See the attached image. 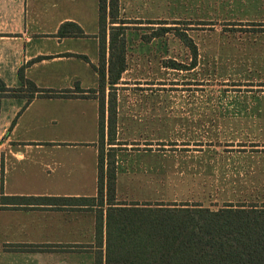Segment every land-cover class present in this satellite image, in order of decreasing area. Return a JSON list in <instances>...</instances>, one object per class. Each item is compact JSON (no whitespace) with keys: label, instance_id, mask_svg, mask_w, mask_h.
I'll return each instance as SVG.
<instances>
[{"label":"rangeland","instance_id":"rangeland-1","mask_svg":"<svg viewBox=\"0 0 264 264\" xmlns=\"http://www.w3.org/2000/svg\"><path fill=\"white\" fill-rule=\"evenodd\" d=\"M119 18L143 24L125 33L128 71L113 91L120 130L104 147L117 148V200L212 210L264 203V58L256 56L264 26L236 23L264 20V0H121ZM161 26L193 40V69L176 31L143 39ZM38 153L4 176L38 177Z\"/></svg>","mask_w":264,"mask_h":264},{"label":"crops","instance_id":"crops-1","mask_svg":"<svg viewBox=\"0 0 264 264\" xmlns=\"http://www.w3.org/2000/svg\"><path fill=\"white\" fill-rule=\"evenodd\" d=\"M119 9L121 13V0ZM236 23L238 28L264 26V20ZM64 24L78 26L83 37L59 36ZM96 24L98 0H0V79L8 88H18V70L25 67V78L39 89L64 91L76 84L84 91L96 89L98 76L92 67L99 59ZM256 56L264 58V44ZM26 102L25 98L0 99V264H94L96 252L103 256L105 249V223L96 236L95 207L24 208L13 206L8 198L96 197L98 101L36 97ZM120 117L117 108L116 137ZM106 126L107 111L105 132ZM71 150L76 157L63 152ZM33 151L44 161L38 177L26 179L19 173L5 177ZM8 245L49 248L9 251Z\"/></svg>","mask_w":264,"mask_h":264},{"label":"trees","instance_id":"trees-1","mask_svg":"<svg viewBox=\"0 0 264 264\" xmlns=\"http://www.w3.org/2000/svg\"><path fill=\"white\" fill-rule=\"evenodd\" d=\"M131 24L143 22L120 19L119 0H98L99 59L98 65L92 66L98 76V86L94 90H81L77 84L73 89L64 91L39 89L25 78V67L18 70L21 83L18 88H8L0 79V99L25 98L27 105L36 97L93 98L98 101L99 107L96 197H9L8 200L13 206L23 205L24 208L68 205L89 209L95 207L96 236L101 233L105 223V249L103 256L96 252L94 264H264V203H225L219 209L212 210L200 204L185 202H156L153 206L117 200V148L105 150L104 147L105 143L116 145L117 108L113 91L128 66L125 33ZM145 24L169 23L147 21ZM171 31H176L173 34L190 50L193 61L189 68L193 69L196 66L197 47L186 33L161 26L150 37L144 36L143 39L161 37ZM58 35L83 37L80 28L74 24L62 25ZM172 64L170 68L182 69L174 62ZM48 248L32 245L5 247L9 251ZM74 248L77 249V246Z\"/></svg>","mask_w":264,"mask_h":264}]
</instances>
